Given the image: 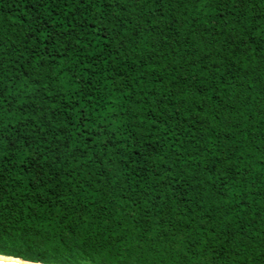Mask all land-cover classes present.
Masks as SVG:
<instances>
[{"label":"trees","instance_id":"16d2710c","mask_svg":"<svg viewBox=\"0 0 264 264\" xmlns=\"http://www.w3.org/2000/svg\"><path fill=\"white\" fill-rule=\"evenodd\" d=\"M0 255L264 264V0H0Z\"/></svg>","mask_w":264,"mask_h":264},{"label":"water","instance_id":"95a60500","mask_svg":"<svg viewBox=\"0 0 264 264\" xmlns=\"http://www.w3.org/2000/svg\"><path fill=\"white\" fill-rule=\"evenodd\" d=\"M0 256L1 257H11V256H4V255H0ZM11 258L12 259H20V260H22V262H16V261L0 258V264H44V263H40V262L27 261V260H24L22 258H17V257H11Z\"/></svg>","mask_w":264,"mask_h":264},{"label":"bare ground","instance_id":"6f19581e","mask_svg":"<svg viewBox=\"0 0 264 264\" xmlns=\"http://www.w3.org/2000/svg\"><path fill=\"white\" fill-rule=\"evenodd\" d=\"M0 258L1 259H8V260L16 261V262H22V260H20V259H12L11 257H1L0 256Z\"/></svg>","mask_w":264,"mask_h":264}]
</instances>
